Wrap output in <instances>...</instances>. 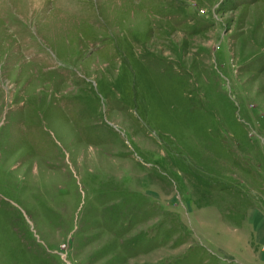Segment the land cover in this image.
I'll return each instance as SVG.
<instances>
[{
    "label": "rangeland",
    "instance_id": "374dc122",
    "mask_svg": "<svg viewBox=\"0 0 264 264\" xmlns=\"http://www.w3.org/2000/svg\"><path fill=\"white\" fill-rule=\"evenodd\" d=\"M0 264H264V0H0Z\"/></svg>",
    "mask_w": 264,
    "mask_h": 264
}]
</instances>
